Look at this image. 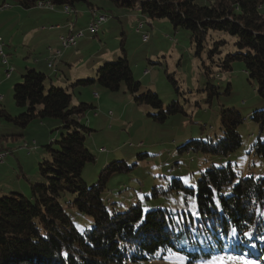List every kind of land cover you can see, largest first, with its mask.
<instances>
[{
	"label": "trees",
	"instance_id": "1",
	"mask_svg": "<svg viewBox=\"0 0 264 264\" xmlns=\"http://www.w3.org/2000/svg\"><path fill=\"white\" fill-rule=\"evenodd\" d=\"M16 1L25 9L36 6L38 1H50L55 7L67 5L71 12L83 4L91 15L94 11L105 14L92 0ZM106 1L115 7L138 9L149 20L166 19L174 30H187L195 54L199 56L205 51L207 62L203 67L207 76L215 71H230L233 63L239 62L256 86L261 108L247 117L234 108H222L220 137L189 139L178 148L179 153L231 155L241 146L237 127L246 119L257 124L259 136L264 135V0H212L204 5L195 0ZM211 33H225L232 39H214ZM208 37L212 41L206 45ZM123 42L121 39L116 62H106L94 70L93 78L75 79L69 86L96 82L109 91H118L123 85L136 105L153 110L148 115L155 122L162 123L171 115L183 113L179 102L164 105L156 92L141 88L133 77ZM47 50L52 56V47ZM3 52L7 65L4 47ZM49 57L46 59L51 65L47 66L54 67L51 73H55L57 66ZM0 62L5 65L1 58ZM25 70L19 77L21 80L13 85L14 103L22 111L11 114L0 100V119L24 129L34 120L54 118L60 121L65 133L53 141L55 149L52 142L44 146L48 157L38 163L37 170L43 182L30 183L28 195L21 192L0 195V264H148L168 252L187 257L186 264H195L225 247L237 253L244 249L251 257L264 259L263 176L237 177L228 163L201 171L194 186L172 178L168 189L180 192L185 204L182 216L177 218L170 208L161 205L144 211L140 202H133L124 210L117 209L115 202L104 201L103 191L112 175L131 166L124 160L112 161L101 169L97 181L91 185L81 175L85 164L95 161L85 146L91 129L80 121L94 106L85 102L71 105L72 94L67 89L52 83L46 88L47 75L41 69ZM13 72V69L4 71L6 77ZM169 80L176 87L171 77ZM210 87L219 94L215 86ZM259 136L251 148L264 158V140ZM0 150L9 149L0 147ZM160 191L163 190L154 187L151 196ZM64 194L71 197L64 201L67 205L91 218L90 228L79 229L72 222L60 202ZM189 199L193 206L188 205Z\"/></svg>",
	"mask_w": 264,
	"mask_h": 264
},
{
	"label": "rangeland",
	"instance_id": "2",
	"mask_svg": "<svg viewBox=\"0 0 264 264\" xmlns=\"http://www.w3.org/2000/svg\"><path fill=\"white\" fill-rule=\"evenodd\" d=\"M210 1L212 0H195L201 5ZM2 2L0 0V5ZM4 2L10 5L14 13L9 15L3 30L16 36V43L4 47L5 53L7 52V65L0 62V100L9 113L16 115L22 108L14 103L13 85L21 78L14 73L9 80L10 76L6 77L4 71L13 69L24 74L26 68H31L34 59L43 61L45 55L47 57L50 54L47 51L49 45L54 50H59L60 47L51 43L52 40L56 41L53 33L57 29L50 31L49 24L42 21L45 16L43 12L47 9L37 6L25 9L16 0ZM92 2L105 12L108 21L100 25L96 34L89 33L84 28V37L76 43L77 46L69 49L67 54L65 51L63 53L65 57L77 49L79 52L74 57L81 60L67 65L65 58H62V62L59 61L60 58H53L52 63L57 66L55 73H51L54 67L47 68L46 61L37 67L47 75L46 88L52 83L67 89L72 94L71 105L85 102L94 106L80 120L91 129L86 135L85 146L95 156V161L86 163L82 170L81 175L86 184L95 183L101 169L108 163L124 160L131 168L108 179L102 195L104 201L115 202L116 208L121 210L133 202H140L144 211L161 205L170 208L177 218L182 216L185 204L180 192L168 189L172 178H180L187 186H194L201 171L210 166H226L228 163L237 177H264V158L255 154L251 148L259 136L258 127L249 119L237 127L242 143L229 156L178 152V148L189 139H218L222 132V108H234L245 117L261 108L262 101L256 86L248 78L242 64L234 62L230 71H215L207 76L203 67V63L207 62L205 51L199 56L195 54L187 30H174L166 19L149 20L138 9L115 7L106 0ZM76 7L78 12H87L88 9L83 4ZM262 10L264 11V5ZM78 19L82 25L85 18L78 15ZM41 21L44 23L42 28L39 26ZM140 23L142 27L138 29ZM26 33H31V36L25 35ZM143 34L148 35L145 41L142 39ZM211 37L230 41L232 39L225 33H211ZM211 37H208L206 45L212 41ZM121 39L124 41L133 77L140 82L141 88L156 92L164 105L171 101L179 102L183 113L171 115L162 123L155 122L148 115L153 110L146 105H136L123 85L118 91H109L96 82L73 88L69 86L70 81L75 79L93 78L94 70L106 62H116L120 56ZM6 41L11 42L9 36ZM14 47L17 48L16 52ZM1 54H4L3 50ZM213 70H217V67L213 66ZM169 77L175 81L176 87ZM210 86H215L219 94L212 92ZM15 130L17 131L14 133L17 134L23 131L22 136L4 139L2 142L7 143L9 150L14 152H6L8 161L16 173L19 171L18 166L22 165L26 177L29 180V176L31 177V183L43 182L44 179L37 170L38 163L48 157L44 146L52 142L51 147L55 149L57 146L53 141L59 139L65 130L60 121L54 118L34 120L24 129L0 119V131L11 134ZM259 137L264 140V135ZM16 177L17 175L13 178ZM7 182L17 187L12 179ZM154 187L163 191L151 196ZM28 188L29 186L21 187V193L28 195ZM70 198V195L64 194L60 202L71 215L72 222L79 229L90 228L91 218L64 202ZM188 205H194L191 199L188 200ZM227 256H238L242 259H228L223 264H245L246 261L264 264L263 258L251 257L244 249L237 253L227 247L222 252L216 251L206 261L195 264H212V261ZM186 259L181 254L168 252L148 264H186Z\"/></svg>",
	"mask_w": 264,
	"mask_h": 264
},
{
	"label": "crops",
	"instance_id": "3",
	"mask_svg": "<svg viewBox=\"0 0 264 264\" xmlns=\"http://www.w3.org/2000/svg\"><path fill=\"white\" fill-rule=\"evenodd\" d=\"M3 2H4V0H3ZM76 9L75 10L72 9L73 11L72 12H69V13L63 12L62 7H55L54 10H51V11L44 10L43 14H45V16L42 17V19H43L42 21L44 23H48L49 24V27L51 25H55L56 27L53 28V29H57L56 30V33H53V35L55 36L54 38L56 39V41L55 40H52L51 41L52 45L55 46L57 44L56 46H59V36L60 35L67 34V33H69L72 30H77V29L84 30V28H87L86 27V24H87V22L91 18V11L89 9H87V12H84L83 10H80L81 12H78V10H76ZM79 9H81V8H79ZM99 11H101V10H99ZM101 12H104V11H101ZM12 13H14V11L10 7L7 8V9H5V10H1L0 11V36L3 38V40L5 42V44L3 46H0V51L3 50V47H6V46L8 47L9 45L12 46L13 44L16 43L15 42L16 36H11L10 33L5 32L3 30V27H4L7 19L9 18V15L12 14ZM78 15L81 18H85L84 19V23H82V25L79 23ZM42 21H41V23L39 25L40 27L44 24ZM49 30L51 31L52 29H49ZM25 35H28V33H26ZM7 36L10 37V41L11 42H9V43L6 41V37ZM28 36H31V33ZM78 41H77V44H78ZM77 44L75 45V47L77 46ZM33 46L35 48H38L35 44ZM49 46H51V45H49ZM16 49L17 48L14 47V52H16ZM32 50L34 52V48H32ZM57 50L58 49H55L54 50L52 48V51H50V52H53L52 56H51V53L47 57L45 55L43 61H46V66H47V63L48 62H47V59H45V58H48L49 56H50L49 57L50 59H53V58L54 59H58V58H60L59 61H61L62 58H65V60L68 61L67 65H72V64H74L76 62H79L81 60V58H77V56L74 57V55H77L78 52H79V51H77V49H76L77 52L75 51L74 53L68 54V56H65V57H64V54L63 53L66 52V54H67V51L69 49L68 50H63V49L60 48L59 49V54L57 53ZM56 53H57V55H55ZM43 61H39L37 59H34V61L32 62V64L30 66L37 69L38 65L39 64H42L41 62H43ZM47 68H49V67L47 66ZM14 73H17V77L18 76L20 77V75H21L20 72L14 70L13 74L9 77V80L13 77ZM73 78H75V77H73ZM0 81H1V79H0ZM1 86H2V82H0V87ZM16 131L17 130L13 131V133H11V134L3 133V131H0V147L2 149L3 148H8L9 149L7 143L6 144H3L2 142H3L4 139L7 140L8 138H11V137H9L10 135L15 136L14 138L19 137V136H22L21 133H23V131L22 132H19L18 131L19 132L18 134L17 133H14ZM5 136H8V137H5ZM4 150H6V149H4ZM7 151H9L11 153H14L11 150H7ZM8 158H9V156L7 155V157H5V159L0 163V195L7 194V193H10V192H23V190L20 189V188L21 187H24V186L25 187H28L30 185V183L32 182V179H31L30 176H29L30 180L28 179V177H26V174L24 173L23 166L22 165H19L18 166L19 167V171H18V173H16L15 168L13 166H11L10 162L8 161L9 160ZM15 175H17L16 179L13 178ZM11 179L15 182V184L17 183V187H15L13 184H10V183L7 182L8 180H11ZM23 184H25V185H23Z\"/></svg>",
	"mask_w": 264,
	"mask_h": 264
},
{
	"label": "built area",
	"instance_id": "4",
	"mask_svg": "<svg viewBox=\"0 0 264 264\" xmlns=\"http://www.w3.org/2000/svg\"><path fill=\"white\" fill-rule=\"evenodd\" d=\"M36 6H38L40 8L51 9V10L55 8V5H53L50 1H38V2H36ZM9 7H10L9 4L3 2L1 4L0 11L3 9H7ZM62 10L65 13L71 12V9L67 5H63ZM107 19H108V17L103 13H98L97 11L92 12L91 18H90L88 25H87V31L89 32L90 28H99L102 23L107 21ZM53 27H56V26L51 25L49 27V29H53ZM141 27L142 26L140 23L138 25V29H140ZM83 36H84V32H83V30H80V29L79 30H72L67 34L60 35L59 36L60 47L62 49L72 48V47H74V43H77V41L80 38H82ZM142 39H143V41H145L146 39H148V35L143 34ZM0 44H4V41H3L1 36H0ZM0 58H1L2 63L5 64V61H6L5 54H1V51H0ZM50 65L51 64L48 63V66H50ZM6 156H7V153L3 150H0V163L5 159Z\"/></svg>",
	"mask_w": 264,
	"mask_h": 264
},
{
	"label": "snow or ice",
	"instance_id": "5",
	"mask_svg": "<svg viewBox=\"0 0 264 264\" xmlns=\"http://www.w3.org/2000/svg\"><path fill=\"white\" fill-rule=\"evenodd\" d=\"M245 235H249V234L245 233ZM228 259H237V260H239V259H242V257H238V256H236V257H230V256L221 257V258H218V259L212 261V264H223V262L228 260ZM245 264H252V262L246 261Z\"/></svg>",
	"mask_w": 264,
	"mask_h": 264
},
{
	"label": "bare ground",
	"instance_id": "6",
	"mask_svg": "<svg viewBox=\"0 0 264 264\" xmlns=\"http://www.w3.org/2000/svg\"><path fill=\"white\" fill-rule=\"evenodd\" d=\"M0 8H1V5H0ZM141 26H142V24H141ZM97 30H98V28H90L89 29V31L91 32V33H95V32H97ZM4 44H0V46H3ZM76 45V43H74V46ZM5 63H6V61H5Z\"/></svg>",
	"mask_w": 264,
	"mask_h": 264
}]
</instances>
